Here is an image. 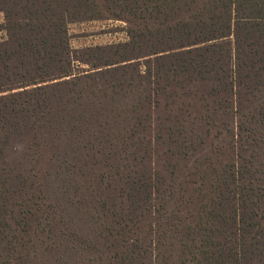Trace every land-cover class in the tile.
I'll list each match as a JSON object with an SVG mask.
<instances>
[{"label": "trees", "instance_id": "trees-1", "mask_svg": "<svg viewBox=\"0 0 264 264\" xmlns=\"http://www.w3.org/2000/svg\"><path fill=\"white\" fill-rule=\"evenodd\" d=\"M0 14V264H264V0Z\"/></svg>", "mask_w": 264, "mask_h": 264}, {"label": "rangeland", "instance_id": "rangeland-1", "mask_svg": "<svg viewBox=\"0 0 264 264\" xmlns=\"http://www.w3.org/2000/svg\"><path fill=\"white\" fill-rule=\"evenodd\" d=\"M3 17L0 14V25ZM70 46L80 49L87 46L124 42L127 39L125 25L119 21H88L68 26ZM4 32L0 31V40Z\"/></svg>", "mask_w": 264, "mask_h": 264}]
</instances>
